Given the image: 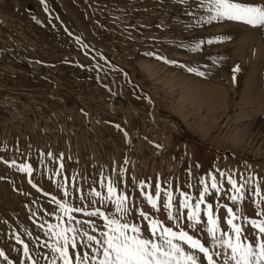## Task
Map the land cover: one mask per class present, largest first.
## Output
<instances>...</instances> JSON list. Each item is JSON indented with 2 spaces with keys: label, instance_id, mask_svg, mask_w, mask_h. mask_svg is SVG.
<instances>
[{
  "label": "rangeland",
  "instance_id": "374dc122",
  "mask_svg": "<svg viewBox=\"0 0 264 264\" xmlns=\"http://www.w3.org/2000/svg\"><path fill=\"white\" fill-rule=\"evenodd\" d=\"M208 15L197 0H0V264H49V225L78 229L69 235L90 251L81 234L104 220L84 212L116 214L93 194L107 196L110 181L174 231L142 195L157 182L171 186L175 212L177 188L194 203L215 176L223 192L210 188L206 202L257 218L254 194L234 205L227 179L264 188V28ZM226 215L215 209L222 223ZM132 222L146 230L138 214ZM195 235L215 250L203 228Z\"/></svg>",
  "mask_w": 264,
  "mask_h": 264
},
{
  "label": "snow or ice",
  "instance_id": "6c2138e0",
  "mask_svg": "<svg viewBox=\"0 0 264 264\" xmlns=\"http://www.w3.org/2000/svg\"><path fill=\"white\" fill-rule=\"evenodd\" d=\"M43 2L44 0H41V3ZM181 2H186V0H181ZM197 7L203 8L209 13L205 21L207 23L227 20L264 28V2L197 0ZM212 42V40L208 41V43ZM199 47L198 43L194 49ZM167 62L175 63V61ZM188 71L192 72L196 69L189 68ZM239 71V66L233 69L234 73ZM198 74L204 75L202 72ZM62 169L63 165L61 164ZM20 170L29 174L32 172L28 165H23ZM120 174H123V169ZM220 176H225V173L221 171ZM252 179L251 176L241 177L243 181L241 183L229 175L227 183L231 187L228 191L232 194L228 196V199L234 205H239L248 198L247 193H253L256 199L252 200V204L257 218L248 217L240 207H236L234 210L226 204L214 206L207 203V197L213 194L210 192V188L218 196L223 192V185L217 182L215 176H211L210 188L205 185L199 191L194 203L191 202L193 201L192 196L177 188L180 200L175 212H173L175 197L171 186H169V190L165 191L157 182L154 194L142 193L151 209L157 212L162 209L166 212L167 219L175 223L178 231H174L170 226H165L148 212L140 210L138 206H130L129 198L124 194L116 195L115 183L110 181L107 185V196L102 197L101 193L95 190H93V194L103 201H112L116 214L106 215L99 208L95 211L84 212L86 216H95L104 220L103 230L98 231L96 227H92V232L97 233L96 235L89 234L87 231L81 234V239L85 237L86 239L80 245V249L87 248L90 251L78 250L77 235H69V233H78V229L65 227L60 231H54L53 226L49 225L52 236L57 237L54 244L47 245L54 254L49 264H57V260L61 264H205V262L206 264H218V260L219 264H264V188L259 184L254 188L249 187ZM29 183L32 184V181L29 180ZM133 183L136 181L134 180ZM139 183L140 186L148 187L143 181ZM200 184L204 185L205 181L201 179ZM32 186L36 187L35 184ZM158 201H160V207H158ZM201 205H204L203 209ZM60 207L66 212L84 211L79 207L73 209L66 204H60ZM218 208L226 209L227 215L223 218V223L215 216V209ZM181 210H186V212ZM137 214L138 218L147 221L146 230L142 229L140 224L132 222L133 217ZM205 217L206 221L202 223ZM72 219L74 217L69 216V220ZM183 220L187 221L186 225L181 224ZM237 221H242V223H237ZM224 223L227 225L226 230L223 228ZM249 225L252 231H248L247 226ZM185 227L194 229V233L190 235L184 230ZM201 228L211 238L215 250H210L199 238H196L195 232ZM17 242L23 244L19 238H17ZM29 251L28 245L24 244V256L31 259ZM2 256L4 253L0 251V257ZM8 264H12V262L8 261Z\"/></svg>",
  "mask_w": 264,
  "mask_h": 264
}]
</instances>
